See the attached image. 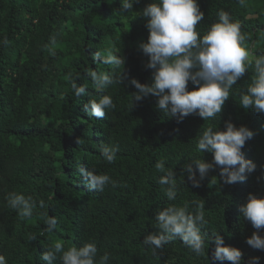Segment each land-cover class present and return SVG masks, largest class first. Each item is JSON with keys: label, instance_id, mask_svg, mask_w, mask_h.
I'll list each match as a JSON object with an SVG mask.
<instances>
[{"label": "trees", "instance_id": "trees-1", "mask_svg": "<svg viewBox=\"0 0 264 264\" xmlns=\"http://www.w3.org/2000/svg\"><path fill=\"white\" fill-rule=\"evenodd\" d=\"M150 2L140 0L121 16V0H0V40H8L7 47L0 44V252L8 264H46L40 256L58 238L66 247L97 241L101 255L111 253L109 264H207L178 238L156 255L141 246L147 234L157 231L158 208L193 200L204 204L208 223L203 231L209 237L219 232L226 246L242 251L245 264L255 256L264 264V251L246 243L255 229L238 211L248 193L264 196V178L257 179L264 177V113L238 104L254 70L250 68L237 81L220 117L214 119L204 121L192 114L177 122L156 108L153 96L131 107V94L137 91L131 79L140 83L152 79V70L145 67L148 57L139 49L149 35L147 18L137 17ZM198 3L204 12L197 25L202 34L223 8L243 23L251 50L264 52V0H246L243 7L237 0ZM50 35L57 37L55 57L42 50ZM106 46L125 57L127 78L108 90L116 109L103 119L89 118L83 106L100 93L84 76V69L111 71V66L92 61V55ZM77 72L81 73L77 83L88 85L89 96H74L68 76ZM188 88L192 90L191 82ZM226 121L254 132L242 152L257 168L246 181L227 185L216 167L200 187H193L183 166L191 158L212 160V153L195 150L196 142L204 128L216 125L223 130ZM101 142L119 145L115 163L103 161ZM160 159L173 168L178 180L184 174L175 202L166 199L157 183L161 173L154 166ZM79 165L86 171L107 172L123 187L90 189L79 176ZM10 191L32 195L37 201L30 219L21 220L7 205L5 196ZM44 213L55 215L59 224L54 234L40 236L46 227ZM33 235L37 239L30 240ZM213 248L210 245L208 250L210 264H231L212 262ZM56 264L63 262L57 259Z\"/></svg>", "mask_w": 264, "mask_h": 264}, {"label": "clouds", "instance_id": "clouds-1", "mask_svg": "<svg viewBox=\"0 0 264 264\" xmlns=\"http://www.w3.org/2000/svg\"><path fill=\"white\" fill-rule=\"evenodd\" d=\"M140 0H121L118 14L124 16ZM240 6H245L246 0H237ZM138 16L147 18L145 27L149 35L146 42L139 44L143 55L148 57L145 67L152 70L149 83H140L132 78L130 83L137 89L132 93L131 107L149 96L156 97V108L168 118L183 121L189 115L195 114L204 121L214 119L222 112L225 102L232 96V89L237 81L250 68L254 75L246 90L240 93L239 106L245 110L252 109L256 113H264V52L256 53L248 46L250 39L244 25L239 19H234L229 11L221 8L216 14V20L202 34L197 25L204 19V12L200 10L198 0H151L139 12ZM0 44L7 47L8 40H0ZM57 44L56 35H50L42 50L55 57ZM94 63L111 66V71L84 69V76L91 80L92 87L97 93L95 98L84 104L83 110L89 118L103 119L106 113L116 109L113 96L109 89L120 86L127 78L124 73L125 57L106 46L92 55ZM81 73L75 76L69 74L68 82L76 98L89 96L86 83H77ZM189 82L193 85L190 91ZM254 136V132L247 126H235L231 121L224 123V129L212 125L203 129L195 145L198 153H212V160L202 157L191 158L183 168L193 187H200L211 170L220 168L219 176L224 184L232 185L244 182L252 174L257 164L244 157L242 149L246 141ZM81 140H78V144ZM120 151L118 144L101 142L99 152L104 162L113 164ZM155 169L161 175L157 183L161 186L166 199L175 202L184 184L183 172L179 176L173 168L166 167L164 159L155 163ZM195 167V170H194ZM79 176L84 177L90 189L103 192L106 187L116 189L123 185L113 179L107 172L98 173L94 169L86 171L84 167H77ZM198 173V175H197ZM264 177H258V181ZM7 205L16 212L21 220L30 219L34 215L37 201L32 195L10 191L6 194ZM43 207V201L40 202ZM239 214L251 223L255 231L246 238V243L253 249L264 251V196L248 193L246 202L239 206ZM154 227L156 232L147 234L141 246L146 252L156 255L177 238L196 258L211 261H229L231 264H245L242 251L233 246H226L224 238L219 232H212L209 237L205 229L208 221L205 218L204 204L199 201L183 204L169 203L158 208L155 215ZM46 227L40 236L46 233L54 234L59 220L48 213L43 214ZM35 235L30 240H35ZM40 259L46 264H56L57 259L63 264H109L111 253L104 251L100 254L97 241L88 240L80 246L72 244L65 246L62 239H56L45 247ZM260 257L255 256L247 264H259ZM0 264H8V259L0 252Z\"/></svg>", "mask_w": 264, "mask_h": 264}]
</instances>
